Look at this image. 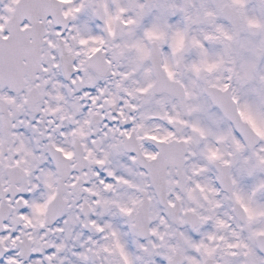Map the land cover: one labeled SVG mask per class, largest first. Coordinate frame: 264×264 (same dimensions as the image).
Wrapping results in <instances>:
<instances>
[{"label":"snow or ice","instance_id":"6c2138e0","mask_svg":"<svg viewBox=\"0 0 264 264\" xmlns=\"http://www.w3.org/2000/svg\"><path fill=\"white\" fill-rule=\"evenodd\" d=\"M0 264H264V0H0Z\"/></svg>","mask_w":264,"mask_h":264}]
</instances>
